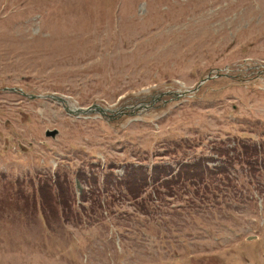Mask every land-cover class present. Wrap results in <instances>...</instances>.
<instances>
[{
	"label": "rangeland",
	"instance_id": "rangeland-1",
	"mask_svg": "<svg viewBox=\"0 0 264 264\" xmlns=\"http://www.w3.org/2000/svg\"><path fill=\"white\" fill-rule=\"evenodd\" d=\"M242 142L264 144V0H0V264H264ZM202 155L227 160L217 191L121 183ZM56 175L71 196L43 212Z\"/></svg>",
	"mask_w": 264,
	"mask_h": 264
},
{
	"label": "trees",
	"instance_id": "trees-1",
	"mask_svg": "<svg viewBox=\"0 0 264 264\" xmlns=\"http://www.w3.org/2000/svg\"><path fill=\"white\" fill-rule=\"evenodd\" d=\"M259 150L256 146L246 145L244 142L241 143V151L235 153L234 159L242 160L246 163V165H249L251 167H254V165L260 166L262 163L259 160ZM259 163V164H258ZM143 168L142 166H140ZM139 168L138 170H141ZM136 170L137 167H133L131 169H128L126 171V177H128V181L126 182V186L131 189L133 185H135L137 188H141L143 186V183L145 182L144 178V172L141 171L140 175L136 176ZM213 172V173H212ZM129 173L131 176H129ZM215 174L214 171L210 170V167L204 163L202 158L193 159L187 162H184L180 164L179 169H177V172L175 174H172V169L168 165H160L158 166L157 163H155L152 166V179L154 182H158V180L161 177H168L172 178L171 180L165 181V188L172 190L174 187H184L185 180L189 178L196 179L195 182H191L193 185L202 186L205 189V185H209L211 187V184H213V179L211 176ZM142 182V185H141ZM139 185H137V184ZM56 186L60 188V194L62 196V200H59V204L62 205L65 201V198L67 196L68 200V186L66 185L64 188L60 186L59 180H56ZM126 187V188H127ZM39 193L41 198V208L42 211H45V203H46V195L43 192V186L39 187ZM47 194L50 196L52 194V191L50 189H46ZM197 192V189L195 190V193ZM198 193V192H197ZM58 194V196H60ZM52 197V196H51ZM35 207V204H33Z\"/></svg>",
	"mask_w": 264,
	"mask_h": 264
},
{
	"label": "water",
	"instance_id": "water-1",
	"mask_svg": "<svg viewBox=\"0 0 264 264\" xmlns=\"http://www.w3.org/2000/svg\"><path fill=\"white\" fill-rule=\"evenodd\" d=\"M98 110H99V109H98ZM102 110H103V109H102ZM77 111H78V112H82V113H86V112L91 111V108H87V109H81V108H79ZM99 111H101V110H99ZM56 133H57V130H56V129H53V130H50V131H47V132H46L47 135H50V136H52V137H54V136L56 135Z\"/></svg>",
	"mask_w": 264,
	"mask_h": 264
}]
</instances>
